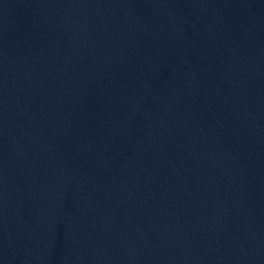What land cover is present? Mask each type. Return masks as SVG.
Masks as SVG:
<instances>
[{"label":"water","instance_id":"95a60500","mask_svg":"<svg viewBox=\"0 0 264 264\" xmlns=\"http://www.w3.org/2000/svg\"><path fill=\"white\" fill-rule=\"evenodd\" d=\"M0 264H264V0H0Z\"/></svg>","mask_w":264,"mask_h":264}]
</instances>
